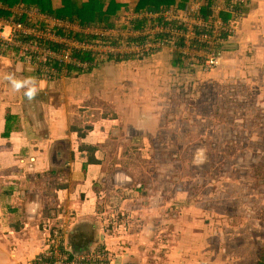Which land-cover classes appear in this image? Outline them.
<instances>
[{"label": "rangeland", "instance_id": "obj_1", "mask_svg": "<svg viewBox=\"0 0 264 264\" xmlns=\"http://www.w3.org/2000/svg\"><path fill=\"white\" fill-rule=\"evenodd\" d=\"M60 1L56 0L57 5ZM0 58H3L1 54ZM10 63L17 68V64ZM245 70V75L236 72V69L219 74L196 73L190 80L191 86L189 83L183 86L188 91L176 98L172 112L167 113L165 126L171 130H165L163 134L172 147L167 151L176 155L168 157L174 166L172 175L167 177L157 160L167 158L163 156L168 154L164 151L165 147L159 152H151L153 146L149 138L140 147L130 145L124 146L121 151L114 150L112 156L107 149L103 152L86 149L83 152L85 160L80 156L74 157L71 166L66 167L63 173L59 171V181H51L59 189V208L53 207L59 211V216L70 215L73 219L70 223L81 216L80 213H84V218H98L105 245V234L119 237L127 234L131 241H120L121 254L136 250L138 260L144 258V262L141 261L143 264H257L264 250V63L257 62ZM19 71L25 73L21 67ZM15 74L18 76L17 72ZM40 80L38 96L43 98L44 115L41 116L39 109L35 112L46 120V123L37 122L46 137L49 134L45 126L57 122L61 131L59 136L70 130L71 141L82 144L80 148H86L84 144L87 142L98 145L104 142V146H108L112 134L108 130L106 136H102V127L105 126V130L109 128L102 116L113 112V103L108 97L97 91L91 100L88 97L90 92H87L89 85L85 83L80 88L85 90L82 94L74 93L63 98L64 94H68V84L61 88V79H53L58 80L54 82L48 78ZM6 84L11 87L7 80H1L3 88ZM1 90L0 98H9L5 94L6 89ZM11 111H6L0 119V131L5 120V125L7 121L13 126L15 123L14 127L7 126L8 134L5 135L8 137L17 125L20 129L22 127L16 123L14 115L7 119ZM33 118L36 120V116ZM29 119L27 117V121ZM174 125L180 127L173 129ZM23 129L32 135L33 128L29 124ZM236 132L248 135L238 138ZM54 136L58 135L51 137ZM234 137L238 142L234 143ZM42 140L47 141L44 137ZM112 141L115 142V139ZM199 149L204 151L203 159L201 163H195ZM2 152L4 149H0V160L3 161V164L0 163V174L8 173L5 162L13 160L19 164L26 156L25 152L19 158ZM28 152L31 153L30 150ZM96 155L99 160L93 159L88 163ZM27 159L30 160L29 155ZM102 161H105V166H98ZM109 161L113 166L131 172L137 183L142 181L144 198L137 201L131 199V202L142 206L144 219L142 215L132 214L134 211H121L120 206L125 200L121 199L119 192H113L110 178L106 176ZM84 171L83 184H75L81 178L77 172L81 174ZM70 174L75 176L72 179L74 183L67 182ZM156 181L159 183L156 184ZM150 182L153 188L148 194ZM43 185L42 182L33 188L28 185L26 192L43 190ZM68 189L73 193H64ZM128 190H136V185ZM156 194L159 197L153 199ZM19 201L21 204L25 201L23 196ZM109 210L113 212L109 213ZM151 214L153 218H150ZM9 218H6V223L15 222ZM151 244L153 247L149 256L142 252L138 255L142 248L149 251ZM135 245L139 247L135 248ZM135 263L139 264L136 259Z\"/></svg>", "mask_w": 264, "mask_h": 264}, {"label": "crops", "instance_id": "obj_2", "mask_svg": "<svg viewBox=\"0 0 264 264\" xmlns=\"http://www.w3.org/2000/svg\"><path fill=\"white\" fill-rule=\"evenodd\" d=\"M118 1L134 7L137 0ZM222 56L223 66L221 70L219 69L220 73L236 69V72L245 75V69L251 68L257 62L264 63V0H252L242 8V18L237 24V32L231 38ZM0 59L2 61L0 63V83L1 80H6L4 77L8 73L17 72L18 76L15 74L16 77L25 76L24 78L33 76L17 71V68L12 67L10 61ZM187 70L195 73L202 72L201 74L209 73L201 70H197L200 72L195 71V69L183 64L175 52L165 49L142 58L131 57L125 58L124 61L106 62L94 72L78 75L76 79L75 76L77 75L59 80V87L62 88L66 84L70 87L67 89L68 94H64L63 98H68L74 93L82 94L85 90H80L81 85L87 84L89 85V91L87 92H90L88 97L91 100L97 94V91L102 92V95L111 100L113 112L107 116L105 114L102 116L104 122L109 125L107 130H105V126L102 127L104 130L102 136H106L105 133L108 130L109 134H112L107 147L104 146V142L102 145L87 142L84 144L86 148H80L82 144L77 143L75 140L71 141L70 130L69 132L65 130L64 135L59 136L61 131L59 132V123L57 122L45 126L48 130L46 133L49 134V137H46L43 129H39L41 125L39 126L37 123L38 121L46 123V120L41 117L42 114L44 115L43 98L37 96L34 100L29 101L22 92L13 91L7 84L4 88L0 85V91L6 89L5 94L9 96L7 99L0 98V119L6 111L10 112L14 108L7 119L14 115L16 123L22 126L20 129L17 125L10 133L11 137H8V135H5V133L8 134L7 126L14 127L15 123L13 126L11 122L7 121L5 125V120L3 130L0 131V149H4V152H2L6 153L4 155L12 154L16 158H19L23 154L22 152L26 153L25 158H21L19 164H15L13 160L5 162L9 174H0V264L33 263L40 252L48 247L47 237L55 231L64 232V246L74 253L88 250L95 243L103 242L101 238L102 227L100 228L101 223L98 218L95 219L92 216L84 218V213H80L81 216H77L74 222L70 223L69 221L73 220L70 215L69 217L59 216V211L55 210L59 208V189L54 187L51 181L54 179L55 182L59 181V171L63 173L66 167L71 166L74 157L80 156L85 160L83 152L86 149H89V151L96 150L97 152H103L107 149L108 153H111L110 156H112L114 150L121 151L124 146L128 147L130 145L140 147V144L145 143L149 138L153 146L151 152L162 150L164 146L160 147L161 145L169 144L167 137L163 135L164 131L171 130V128L165 126L168 119L167 113L172 112L176 98L183 95L174 90L176 81L179 80L178 73L184 72L187 74ZM36 78L40 85L42 82L40 79L42 78ZM49 80L51 82L58 81ZM51 104H53L52 99ZM38 109L41 110V116L35 112ZM19 110L21 112H18ZM22 113L24 117H22ZM35 116L36 120L33 118ZM27 117L30 118L28 121ZM170 122L173 123L172 120ZM27 124L33 128L32 135L27 134L23 129ZM70 124L72 125V120ZM173 127V129H176L180 126L174 125ZM75 128L73 129L75 130ZM56 134L58 136L51 137ZM240 134L243 133L240 132ZM43 137L47 140L46 142L42 140ZM104 139L106 138L104 137ZM114 139L115 142L112 141ZM46 143H51V145ZM29 150L31 153L28 152ZM167 150H172V147L167 148ZM75 152L78 153L75 154ZM28 155L30 160L27 159ZM93 159L99 160L97 155L95 158H90L89 161ZM157 160L160 162V167L164 165L163 163L167 166H173L170 158L163 161L157 158ZM89 161L88 163H91ZM0 163L3 164V161L0 160ZM21 164L22 166H20ZM41 166L46 169H42ZM84 166H86V163H84ZM98 166L104 167L105 161L99 163ZM105 172L113 185V192H119L121 199L124 198L125 200V203L120 206L121 211L122 209L131 213L134 211L132 214L135 216L142 215L144 219L145 213L142 211V206L137 202H131V199L137 201L138 198H144L141 193L143 191V188L141 189L142 181L137 183L131 172L113 166L111 161H109L108 172ZM152 172H154V168H152ZM92 173L95 174V172ZM77 175L81 178L75 184H83L81 180L85 178H83L85 171L81 174L77 172ZM155 176L157 177V175ZM73 178L75 176L70 174L67 182L74 183ZM107 181L108 179H106ZM38 182L44 184L43 190L26 192L28 185L33 188L38 185ZM155 183L159 182L156 181ZM135 185L136 190H128ZM149 188L148 194L151 193L153 188L151 182ZM129 192H132V194H129ZM64 193L73 192L68 189ZM82 193L79 192L78 194ZM22 196L25 201L21 204L19 200ZM157 197L159 196L156 194L153 199ZM54 206L56 208H53ZM111 212L113 210H109V213ZM64 215L66 216V214ZM7 217H10L9 220L14 219L15 222L6 223ZM153 217V214H151L150 218ZM1 218L5 220L2 221ZM105 235L106 246L112 255V264H136L135 259L139 264L144 262V258L138 260L136 250H131L128 254H121L119 243L120 241L121 243H123L122 241L130 242V236L127 234L120 235V237ZM138 247V245H135V248ZM152 247L153 244H151L149 251H147L148 248H142L138 255L142 252L144 255L149 256Z\"/></svg>", "mask_w": 264, "mask_h": 264}, {"label": "built area", "instance_id": "obj_3", "mask_svg": "<svg viewBox=\"0 0 264 264\" xmlns=\"http://www.w3.org/2000/svg\"><path fill=\"white\" fill-rule=\"evenodd\" d=\"M252 0H190L185 8L125 12L112 26L82 25L36 7L0 1V54L26 73L63 79L94 72L118 59L142 58L169 49L186 66L203 72L221 69L223 52L237 32L242 8ZM64 232L48 237L31 264H112L104 243L74 253Z\"/></svg>", "mask_w": 264, "mask_h": 264}, {"label": "trees", "instance_id": "obj_4", "mask_svg": "<svg viewBox=\"0 0 264 264\" xmlns=\"http://www.w3.org/2000/svg\"><path fill=\"white\" fill-rule=\"evenodd\" d=\"M4 5H23L36 7L40 11L67 21L82 25L112 26L119 15L128 12H141L147 9L159 10L161 8L176 7L183 9L189 0H137L135 6L121 3L118 0H0ZM113 62L124 61L112 60ZM91 73V72H85ZM33 75L32 73H28ZM81 74H83L81 72ZM80 73L78 75H81ZM36 76V75H35ZM38 77V76H36ZM257 264H264V251Z\"/></svg>", "mask_w": 264, "mask_h": 264}, {"label": "clouds", "instance_id": "obj_5", "mask_svg": "<svg viewBox=\"0 0 264 264\" xmlns=\"http://www.w3.org/2000/svg\"><path fill=\"white\" fill-rule=\"evenodd\" d=\"M20 70V64H17V71ZM4 79H6L11 88L15 92L23 91V95L29 101L34 100L40 93L41 88L39 82L36 77L29 76L23 79H19L16 77L15 73H8ZM204 151L203 149H199L196 152L194 162L201 163L203 159Z\"/></svg>", "mask_w": 264, "mask_h": 264}, {"label": "flooded vegetation", "instance_id": "obj_6", "mask_svg": "<svg viewBox=\"0 0 264 264\" xmlns=\"http://www.w3.org/2000/svg\"><path fill=\"white\" fill-rule=\"evenodd\" d=\"M182 61V63L183 64H185V62L183 61V60H181ZM198 69H195V71H197ZM221 70V69H220ZM188 71V70H187ZM197 72H200V71H197ZM201 73L202 72H200L199 74L201 75ZM212 73H214V74H219L220 73V71H219V69H217V70H213V72ZM195 72H190V71H188L187 72V74L186 73H184V72H179L178 73V76H179V80L178 81H176V86H175V88H174V90H176V91H179V93L180 94H184V92H187L188 90L187 89H185V88H183V86L185 85V84H187V83H189L188 85L189 86H191V84H192V82H190V80H192V77L193 76H195ZM204 74H206V73H204ZM207 74H209V73H207ZM191 75V76H190ZM188 76H190V77H188ZM176 80V79H175ZM178 89V90H177ZM234 134V133H233ZM250 134V133H249ZM243 136V135H248L247 133H243V134H240V133H238V132H236V135L235 136H238V138H239V136ZM233 139H235V141H234V143H236V142H238V139L236 138V137H234ZM166 147V148H164V151H166V152H168L167 151V148H169L170 147V145L169 144H166V145H161L160 147ZM164 157H166L167 156V158L166 159H168V157L169 156H172V157H176V155H175V153H173V154H171V153H169L168 152V154H165V155H163ZM160 159H162V161L164 160V158H160ZM164 165H162V169H163V171H166V173H167V177L169 176V175H172L173 174V171H174V169H173V167L174 166H167V164H165V163H163ZM172 173V174H171ZM158 184V183H157ZM151 186V185H150ZM264 251V250H263ZM259 261V260H258ZM258 263V262H257Z\"/></svg>", "mask_w": 264, "mask_h": 264}, {"label": "water", "instance_id": "obj_7", "mask_svg": "<svg viewBox=\"0 0 264 264\" xmlns=\"http://www.w3.org/2000/svg\"><path fill=\"white\" fill-rule=\"evenodd\" d=\"M56 233V231L54 232V233H51L48 237H50L51 235H53V234H55ZM84 251H86V250H84ZM81 252V251H80Z\"/></svg>", "mask_w": 264, "mask_h": 264}]
</instances>
